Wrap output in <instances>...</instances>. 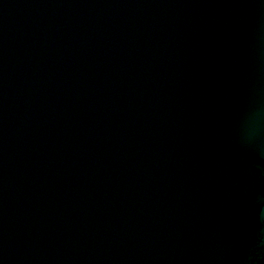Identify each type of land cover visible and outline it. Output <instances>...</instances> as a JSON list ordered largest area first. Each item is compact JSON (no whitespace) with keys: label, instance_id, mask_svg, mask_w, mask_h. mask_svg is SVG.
Returning a JSON list of instances; mask_svg holds the SVG:
<instances>
[{"label":"water","instance_id":"1","mask_svg":"<svg viewBox=\"0 0 264 264\" xmlns=\"http://www.w3.org/2000/svg\"><path fill=\"white\" fill-rule=\"evenodd\" d=\"M0 264H264V0H0Z\"/></svg>","mask_w":264,"mask_h":264}]
</instances>
